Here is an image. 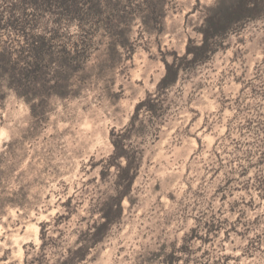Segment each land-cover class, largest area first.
I'll return each instance as SVG.
<instances>
[{"label":"rangeland","instance_id":"obj_1","mask_svg":"<svg viewBox=\"0 0 264 264\" xmlns=\"http://www.w3.org/2000/svg\"><path fill=\"white\" fill-rule=\"evenodd\" d=\"M51 1L0 0V264H264V0L135 120L237 0ZM121 134L140 167L95 237Z\"/></svg>","mask_w":264,"mask_h":264},{"label":"trees","instance_id":"obj_2","mask_svg":"<svg viewBox=\"0 0 264 264\" xmlns=\"http://www.w3.org/2000/svg\"><path fill=\"white\" fill-rule=\"evenodd\" d=\"M32 1L31 5L35 8L40 4L39 0H30ZM45 4H50L51 0H42ZM257 5V0H237V2L232 5L231 8L226 9V11L220 16L219 14H208L205 18V24L203 28L200 30L202 35V41L199 45H194L191 40L188 41L185 49V53L182 57H177L174 55L173 61L168 63L167 61H163L164 63V74L159 79L156 85V93L155 97L147 96L144 100L139 102L134 108V114L132 116V120H135L139 115L140 111H145L149 115L156 114V103L159 94L165 93L169 90L176 82L180 75V72L184 71L189 65L195 66L199 63L204 62L208 57V54H213L216 49L214 45L211 43L213 39L216 37H225L228 31L231 28V25H235L238 23H244L249 19L254 18V11ZM242 25V24H241ZM38 43L34 41V46L32 51L33 58L38 53ZM67 55L70 56V53L67 52ZM33 73H29V75L24 76L25 80L30 82L31 75ZM34 75V74H33ZM34 77V76H33ZM118 141L112 140V144L114 146V152L109 157L112 160V164H109L107 168L102 169L100 174L102 178L106 175L111 167L117 169L116 176V184H117V196L110 199V201L105 202L103 204L102 210H100V218H102L103 223L94 228V232L90 233L92 236L98 237L101 235L105 229L110 224V217L116 215H120L122 208L121 202L124 197L129 193L135 178L137 176L139 167H140V158L135 155L129 156L126 151L123 150V141H126L128 136L125 134H121ZM123 160L125 164L121 166L118 161ZM121 185H124V188H121ZM100 240V239H99ZM99 240H96L97 242ZM79 252H82L81 257L85 256L86 249H80ZM176 261V257L174 253L171 252L169 255V260L166 264H171Z\"/></svg>","mask_w":264,"mask_h":264},{"label":"clouds","instance_id":"obj_3","mask_svg":"<svg viewBox=\"0 0 264 264\" xmlns=\"http://www.w3.org/2000/svg\"><path fill=\"white\" fill-rule=\"evenodd\" d=\"M115 178H116V175H115V173H113V176H112L111 179H112V180H115ZM109 183H111V181H110ZM104 188L107 190V194H108V195H111V196H115V195H117L116 191L113 190V189H111V188L109 187V184H105V185H104Z\"/></svg>","mask_w":264,"mask_h":264}]
</instances>
